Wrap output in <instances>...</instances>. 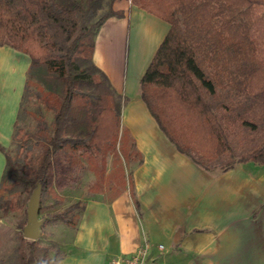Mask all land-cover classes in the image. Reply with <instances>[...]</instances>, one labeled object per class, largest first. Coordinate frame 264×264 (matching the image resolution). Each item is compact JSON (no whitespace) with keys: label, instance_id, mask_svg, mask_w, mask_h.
Returning a JSON list of instances; mask_svg holds the SVG:
<instances>
[{"label":"trees","instance_id":"obj_1","mask_svg":"<svg viewBox=\"0 0 264 264\" xmlns=\"http://www.w3.org/2000/svg\"><path fill=\"white\" fill-rule=\"evenodd\" d=\"M115 1L0 0V46L29 58L22 100L32 97L52 114L49 121L23 108L37 120L36 130L18 127L19 113L16 154L0 144L2 215L28 203L39 183L42 195L61 200L59 193L72 188L84 169L97 179L90 194L111 202L128 188L141 209L133 171L106 168L111 152L122 154L130 167L135 158L143 161L135 141L124 142L128 99L93 59L102 26L124 17L114 10ZM129 1L170 25L140 83V97L169 141L209 172L264 165V0ZM85 208L78 201L49 221L76 230ZM41 249L22 232L19 264H39Z\"/></svg>","mask_w":264,"mask_h":264},{"label":"crops","instance_id":"obj_2","mask_svg":"<svg viewBox=\"0 0 264 264\" xmlns=\"http://www.w3.org/2000/svg\"><path fill=\"white\" fill-rule=\"evenodd\" d=\"M114 10L124 17H111L102 26L93 59L128 99L122 125L143 157L140 164L128 166L141 209L128 188L111 202L104 195L86 200L72 238L75 253L65 252L57 264H111L115 256L131 255L146 242L153 252L166 254L162 263L155 258L156 264H264V165L248 162L209 172L175 148L140 97L142 77L170 25L129 0L116 1ZM143 27L147 36L142 40ZM4 49L0 46L5 92L0 90V143L7 147L29 65L22 64L17 73L19 95H10L13 84L7 79L14 61H6ZM1 155L0 181L5 167ZM160 244L164 251L157 249Z\"/></svg>","mask_w":264,"mask_h":264},{"label":"rangeland","instance_id":"obj_3","mask_svg":"<svg viewBox=\"0 0 264 264\" xmlns=\"http://www.w3.org/2000/svg\"><path fill=\"white\" fill-rule=\"evenodd\" d=\"M139 30H141L140 35L143 40L144 37L147 36L146 34L147 29L143 27L142 29ZM2 51H7L6 55L8 57L6 61H8V63H11L12 60L14 61L13 73L9 72L7 79L9 80L10 85L13 84L12 85L13 89L12 90L9 89L8 93L13 96L19 95L18 90L20 87L19 85L21 84V80H19V75L17 73L20 70L19 68L22 67V64L27 63L29 65V58L27 55L17 50H14L10 47H5V49ZM127 54H128V48H127ZM24 75H25V83H26L27 74L24 73ZM0 90L3 92V94L5 93L4 89L1 86V83H0ZM20 92H22V95L20 97L17 115L21 113V120L18 122V127L24 128L27 132H34L37 128V120L33 116L21 112L23 108L29 111H33L35 113H39V112L43 113L46 115L49 121L52 120V114L47 113L44 110V108L36 102L34 98L30 97V99L25 100L23 102L22 100L24 93L23 87L20 88ZM15 108H17V105H15ZM123 129L125 130L124 135L126 137L124 142L126 141L127 143H130L131 139L135 141V139L131 136L129 130L125 126L123 127ZM16 132H17V126H14L13 136L10 139L9 145L6 147L7 151L13 156L16 154L17 146L20 142L15 137ZM121 137H122V133H121ZM129 138L131 139L129 140ZM120 144H122V141L121 142L119 141L118 146H120ZM244 148H245L244 145L241 144L239 145V149H244ZM136 149H137V145H136ZM1 156L4 157L3 155ZM137 161L138 158H135L134 163H136ZM122 165H124L128 174L130 166L128 167L126 165L124 156L122 154H120L119 156H115L112 152L108 154L106 158L107 173L114 172L117 166H122ZM77 176H78L77 182L73 185L72 188L59 193V195L62 197L61 200H57L48 194L41 195L42 210H40L39 218L41 220H44L45 222L41 228V236L38 240V243L42 247V249L39 250L37 253L39 264H57L59 259L65 252L75 253L74 246L72 244V238L75 230L65 225L61 221L59 222L49 221V217L55 212L63 211L65 208L69 207L70 205L78 201H83L86 203V200L92 197L103 198V196H101L100 194H90L88 192V188L92 184L97 182L96 175L91 170L84 169L80 171ZM27 206L28 203L26 204L24 203L18 208V210L11 211L5 216L2 215L0 210V264H19L18 247L20 244V234L23 232L21 226L22 224L27 222V215H26ZM157 242H159V240ZM165 255H159L156 251L152 253V256L156 258L157 261L160 263H162L165 260ZM118 257L119 256H115L111 260V264L112 261L114 259H117Z\"/></svg>","mask_w":264,"mask_h":264},{"label":"water","instance_id":"obj_4","mask_svg":"<svg viewBox=\"0 0 264 264\" xmlns=\"http://www.w3.org/2000/svg\"><path fill=\"white\" fill-rule=\"evenodd\" d=\"M42 185L39 183L32 192L27 206V222L23 228L24 238L30 241H38L41 236V228L44 220L39 218L41 206Z\"/></svg>","mask_w":264,"mask_h":264},{"label":"built area","instance_id":"obj_5","mask_svg":"<svg viewBox=\"0 0 264 264\" xmlns=\"http://www.w3.org/2000/svg\"><path fill=\"white\" fill-rule=\"evenodd\" d=\"M154 246L146 242L136 252L131 255H122L112 261V264H156L152 256ZM159 251L165 250V245H157Z\"/></svg>","mask_w":264,"mask_h":264}]
</instances>
